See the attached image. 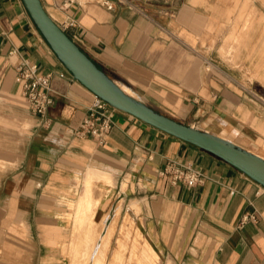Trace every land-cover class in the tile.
Here are the masks:
<instances>
[{
  "label": "crops",
  "instance_id": "1",
  "mask_svg": "<svg viewBox=\"0 0 264 264\" xmlns=\"http://www.w3.org/2000/svg\"><path fill=\"white\" fill-rule=\"evenodd\" d=\"M42 2L99 66L148 104L196 126L217 116L239 139L219 135L264 157L258 152L264 151V0ZM22 59L51 74L53 103L45 117L30 109L18 81ZM0 99L9 121L23 111L30 124L20 157L16 127H5L12 150L4 160L16 166L4 191L28 210L33 237L57 217L46 210L70 199L77 179L84 183L93 171L117 179L115 190L126 201L136 195L146 232L167 262L264 264V186L210 151L117 108L104 144L77 135L94 93L65 67L23 0H0ZM171 160L200 169L203 181L172 182L161 173ZM245 213L257 218L242 224ZM51 232L60 235L54 227L45 235Z\"/></svg>",
  "mask_w": 264,
  "mask_h": 264
},
{
  "label": "rangeland",
  "instance_id": "2",
  "mask_svg": "<svg viewBox=\"0 0 264 264\" xmlns=\"http://www.w3.org/2000/svg\"><path fill=\"white\" fill-rule=\"evenodd\" d=\"M230 39V36L226 38L227 41ZM236 42H238L237 39ZM232 50L233 48L229 51L231 54ZM9 115L4 104L0 102V123L3 127L0 129V175H6L3 182L0 181V264H70L71 259L75 258L74 264H97L98 258L105 253H109L111 256L117 255L115 256L116 264H122L126 257H130L128 260L130 262L136 254L132 246L128 249L120 247V242L125 239L127 234L128 237H134L137 234L146 249L151 248L150 251L156 258V264H168L167 260L161 257L155 249L146 232V220L143 218L141 203L135 198L136 195L129 196L126 201L124 195L121 196L119 190H115L117 179L115 182H110L107 178L98 175L91 177L89 188H92L93 191L92 203H89V199L86 201L88 208L83 212L81 210V215L74 213V204L85 191L82 177L77 179L75 192L70 193V199L60 200L58 208L54 210H46L57 217L49 224L41 225L40 232L42 230V234H35L33 237L30 225L25 219L28 210L25 211L18 207L17 200L11 198L13 195H7L4 191V181L7 180L9 171L16 166L4 160L7 159L9 150H12V138L8 137L9 132L12 133V131L5 127L8 125L16 127L18 157H20L19 152L25 147L26 134L30 127L23 111L18 112V118L14 122L9 121ZM214 120L216 125L224 128L223 131L217 129L215 124H210ZM197 126L225 135L238 142L239 138L235 137L231 130H227L225 123H221L217 116H210L206 121L201 120ZM258 152L264 155V151ZM16 164L19 168H23L20 167L19 160ZM109 188H113L111 193H109ZM94 211L96 212L93 216ZM80 216H82L81 219ZM103 222L106 226L101 227ZM79 223L82 224L80 229L75 226ZM48 227L56 228L60 235H52V232L45 235V230ZM36 229L39 231L34 226L33 230L37 233ZM131 240L133 239H128L129 242ZM75 242L76 244L73 246L75 251L70 252L68 246ZM96 243H98V247L93 253ZM131 262V264H137L135 259Z\"/></svg>",
  "mask_w": 264,
  "mask_h": 264
},
{
  "label": "water",
  "instance_id": "3",
  "mask_svg": "<svg viewBox=\"0 0 264 264\" xmlns=\"http://www.w3.org/2000/svg\"><path fill=\"white\" fill-rule=\"evenodd\" d=\"M52 49L72 75L109 104L159 129L197 145L234 165L264 186V157L235 141L177 120L124 89L100 67L49 14L42 0H23ZM126 85V84H125Z\"/></svg>",
  "mask_w": 264,
  "mask_h": 264
},
{
  "label": "built area",
  "instance_id": "4",
  "mask_svg": "<svg viewBox=\"0 0 264 264\" xmlns=\"http://www.w3.org/2000/svg\"><path fill=\"white\" fill-rule=\"evenodd\" d=\"M17 78L22 85L30 109L35 114L45 117L53 103L51 74H40L37 64L31 63L28 59H22L17 66ZM114 108L106 100L94 94L90 112L79 125L76 134L93 137L100 144H104L115 126ZM161 173L168 175L174 183L185 182L189 186H195L204 179V173L200 169L175 160L169 161ZM255 218L257 216L254 213H245L241 223Z\"/></svg>",
  "mask_w": 264,
  "mask_h": 264
},
{
  "label": "bare ground",
  "instance_id": "5",
  "mask_svg": "<svg viewBox=\"0 0 264 264\" xmlns=\"http://www.w3.org/2000/svg\"><path fill=\"white\" fill-rule=\"evenodd\" d=\"M122 86L124 87V89L126 91H128L132 95L137 96V94H135V92L131 91L129 88H126L123 84H122ZM94 175H98L100 177H105L110 182L113 181L112 180L113 178L110 177L111 175L106 174V173H97V172H93V171L87 173L86 178H85V182H84V185H85L84 194L82 196H80L78 198V200L74 204V213L76 212V213H78V215H81L82 214L81 213V210L83 212L86 208H88V205L86 204V201L88 199H89V203H92L91 196L93 195V191H92V188H89V187H90L91 181H92V178L91 177H93ZM95 212L96 211L93 212V216L95 215ZM81 218H82V216H80V219ZM75 226L76 227H79L78 229H80V226L82 227V224L81 223L75 224ZM103 226H106V224L104 222L102 223V226L101 227H103ZM128 236L129 235L127 234V236L125 237V239L120 242V247H121V249H128V248H130V246H132L134 248L136 254L132 257V259L130 260V262H128V260H129L130 257H128V258L126 257V260L123 261L122 264H131L132 263L131 261L133 259L136 260V263L137 264H156V258H154V254L150 251L151 248L149 250L146 249V247L144 246V244H142L143 241L140 240V238L138 237L137 234L134 237H128ZM128 239H133V240H131L129 242ZM75 244H76V242L75 243H70V245L68 244L69 245L68 247H70V252H74L75 251V247H73ZM97 247H98V243L94 244V251H93V253L95 252V250H96ZM84 255H86V254H84ZM115 256H117V255H115ZM115 256H111V254H109V253L106 254L105 253L100 258H98L97 264H116ZM72 260L73 259H71V263L70 264H72ZM75 262H76V258L73 260V264ZM168 264H173V263H172L171 260H168Z\"/></svg>",
  "mask_w": 264,
  "mask_h": 264
},
{
  "label": "trees",
  "instance_id": "6",
  "mask_svg": "<svg viewBox=\"0 0 264 264\" xmlns=\"http://www.w3.org/2000/svg\"><path fill=\"white\" fill-rule=\"evenodd\" d=\"M101 67V66H100Z\"/></svg>",
  "mask_w": 264,
  "mask_h": 264
}]
</instances>
